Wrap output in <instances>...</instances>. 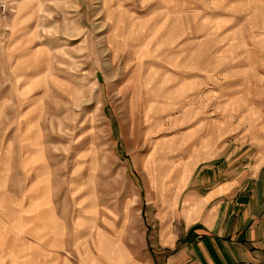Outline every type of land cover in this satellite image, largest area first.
I'll return each mask as SVG.
<instances>
[{
    "label": "rangeland",
    "instance_id": "obj_1",
    "mask_svg": "<svg viewBox=\"0 0 264 264\" xmlns=\"http://www.w3.org/2000/svg\"><path fill=\"white\" fill-rule=\"evenodd\" d=\"M3 4L0 264H172L189 176L264 148V0Z\"/></svg>",
    "mask_w": 264,
    "mask_h": 264
},
{
    "label": "crops",
    "instance_id": "obj_2",
    "mask_svg": "<svg viewBox=\"0 0 264 264\" xmlns=\"http://www.w3.org/2000/svg\"><path fill=\"white\" fill-rule=\"evenodd\" d=\"M252 153L237 163L216 155L189 176L179 213L166 214L203 228H193L172 264H264V148ZM166 236L173 246L177 235Z\"/></svg>",
    "mask_w": 264,
    "mask_h": 264
},
{
    "label": "built area",
    "instance_id": "obj_3",
    "mask_svg": "<svg viewBox=\"0 0 264 264\" xmlns=\"http://www.w3.org/2000/svg\"><path fill=\"white\" fill-rule=\"evenodd\" d=\"M6 4H3L1 6V9H0V16L4 19L5 17V14H6V11H7V7L5 6Z\"/></svg>",
    "mask_w": 264,
    "mask_h": 264
}]
</instances>
